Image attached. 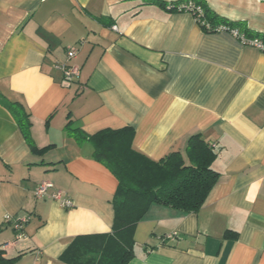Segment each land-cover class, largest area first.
Instances as JSON below:
<instances>
[{
	"label": "crops",
	"instance_id": "crops-1",
	"mask_svg": "<svg viewBox=\"0 0 264 264\" xmlns=\"http://www.w3.org/2000/svg\"><path fill=\"white\" fill-rule=\"evenodd\" d=\"M175 1L0 0V247L10 264H69L61 256L77 236L112 232L117 178L69 121L86 135L131 126L134 148L154 160L186 158L195 134L217 154L202 208L153 204L127 264H264V52L206 32ZM206 1L264 34V0ZM63 63L79 75L66 79ZM11 102L30 113L42 152ZM43 180L72 205L37 198ZM7 215L27 221L17 231Z\"/></svg>",
	"mask_w": 264,
	"mask_h": 264
},
{
	"label": "trees",
	"instance_id": "trees-1",
	"mask_svg": "<svg viewBox=\"0 0 264 264\" xmlns=\"http://www.w3.org/2000/svg\"><path fill=\"white\" fill-rule=\"evenodd\" d=\"M191 1L200 7L201 18L212 27L226 24L236 26L248 37L264 34L252 31L243 22L230 21L219 15L206 0H178L174 5ZM198 12H195V16ZM198 19V18H197ZM206 32H214L200 23ZM8 108L16 118L31 149L42 152L31 136V117L23 105L11 102ZM66 125L78 141L89 140L94 147V158L106 165L117 178L116 194L112 200L115 218L109 234L77 236L61 259L69 264H127L133 254V232L153 204H162L183 212H197L206 202L218 181L219 173L212 168L216 152L201 134L192 135L187 144L186 158L174 150L160 160H154L133 146L134 129L125 126L105 128L86 135L80 128ZM45 150V149H44ZM226 237L231 236L229 232ZM234 236V235H233ZM0 247V264H10Z\"/></svg>",
	"mask_w": 264,
	"mask_h": 264
},
{
	"label": "built area",
	"instance_id": "built-area-1",
	"mask_svg": "<svg viewBox=\"0 0 264 264\" xmlns=\"http://www.w3.org/2000/svg\"><path fill=\"white\" fill-rule=\"evenodd\" d=\"M171 7L176 8L179 11L191 12L192 14H194V16H195V12H198V15L195 16L196 19L198 18L197 21L199 23L206 25L207 29L213 30L214 32L230 33L232 36H234L239 41H241L244 45L255 46L264 52V40L260 37H248L243 31H241L236 26L221 24V25L212 27V25H210L209 23L203 22L201 18L199 19V16L201 13L200 7H197V6L195 7L191 1L179 3L177 5H174V7L173 6ZM76 54H77V49L75 47H71L69 48L67 52V58L71 59L75 57ZM57 67L63 71L64 77L68 80L74 79L75 77L79 75V68L77 66H73V65L69 66L67 63H63L61 65H57ZM50 190H51V193H49ZM34 192H35V196L39 199L49 196L55 200L61 201L63 206L69 207L72 205L71 201L62 199V191L59 189H56L54 187V184L48 180L41 181L37 185ZM6 220L8 222L9 221L12 222L14 225V228L17 231H20L23 227V224L27 221L26 219H16L9 215L6 216ZM19 236H21V233Z\"/></svg>",
	"mask_w": 264,
	"mask_h": 264
}]
</instances>
